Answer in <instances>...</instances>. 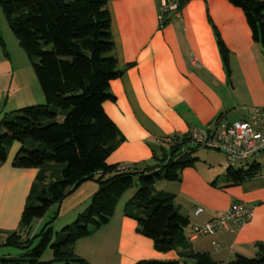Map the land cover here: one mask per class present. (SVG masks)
I'll return each instance as SVG.
<instances>
[{"label":"crops","instance_id":"crops-1","mask_svg":"<svg viewBox=\"0 0 264 264\" xmlns=\"http://www.w3.org/2000/svg\"><path fill=\"white\" fill-rule=\"evenodd\" d=\"M107 8L114 54L124 70L110 83L114 101L103 104L124 137L108 157V165L123 168L149 163L154 154L161 156L168 148V138L213 128L219 120H244L255 108L264 109V50L254 42L242 9L228 0H193L161 28L159 0H111ZM216 32L230 52L227 67ZM17 55L14 62L6 45L0 44V121L17 109L45 102L28 60L19 50ZM20 149L21 144L14 143L0 166L1 233L18 231L39 173L13 166ZM223 175L212 164L198 160L182 171L179 182L162 180L155 188L173 195L174 204L188 218L185 236L193 250L228 264L238 255L254 258L257 244L264 243V175L235 187L211 185ZM97 191L95 181H86L53 206L59 213L53 228L72 223ZM135 192L130 189L121 197L106 226L74 244L75 255L88 264H136L141 260L193 264L175 251L157 252L153 242L137 232L136 221L124 215ZM238 202L253 209L252 219L244 226L196 235V226L225 214ZM199 207L203 212L196 216ZM37 221L34 229L42 226L44 218ZM5 237L0 234V242Z\"/></svg>","mask_w":264,"mask_h":264},{"label":"trees","instance_id":"trees-1","mask_svg":"<svg viewBox=\"0 0 264 264\" xmlns=\"http://www.w3.org/2000/svg\"><path fill=\"white\" fill-rule=\"evenodd\" d=\"M111 0H0L7 23L20 47L30 58L45 102L29 105L0 121V166L10 147L20 143L15 168L38 169L19 223L18 231L5 234L0 247L21 251L12 256L1 251L0 264H88L73 252L74 244L106 226L121 197L137 182L139 187L127 201L124 215L137 223V232L153 242L160 253L175 251L193 264H219L207 253L193 250L185 236L189 220L174 196L157 191L159 181L179 182L184 169L198 159L188 157L200 148L190 146V133L168 138V148L149 163L131 167L108 165V157L124 141L104 111L114 101L110 83L122 76L114 54ZM193 0H176L177 9L163 14L161 28ZM242 9L254 42L264 50V0H228ZM225 66L229 50L216 32ZM0 44L4 41L0 37ZM221 118V117H220ZM219 118V119H220ZM264 175V163L251 162L226 168L211 185L239 186ZM95 181L98 191L88 207L61 231L50 221L35 231L34 222L86 181ZM50 247L53 259L41 261ZM254 258L241 255L228 264H264V243L257 244ZM136 264H186L180 261L141 260Z\"/></svg>","mask_w":264,"mask_h":264},{"label":"built area","instance_id":"built-area-1","mask_svg":"<svg viewBox=\"0 0 264 264\" xmlns=\"http://www.w3.org/2000/svg\"><path fill=\"white\" fill-rule=\"evenodd\" d=\"M176 0H159L160 23L163 14L177 9ZM190 146L214 150L225 157L226 168H236L256 162L264 163V109L255 108L251 116L237 122L219 120L213 128H197L190 132ZM202 208L195 209L200 215ZM253 217V209L245 203H235L225 214L206 224L196 226L197 236H209L218 232L233 231L244 226Z\"/></svg>","mask_w":264,"mask_h":264},{"label":"rangeland","instance_id":"rangeland-1","mask_svg":"<svg viewBox=\"0 0 264 264\" xmlns=\"http://www.w3.org/2000/svg\"><path fill=\"white\" fill-rule=\"evenodd\" d=\"M0 37L3 39L4 44L7 47V50H9L10 53L12 54V59L14 62H16V60L18 59V55H17L18 50L23 55V57L26 60H28L30 68L32 70V76L34 77L35 82L38 83V80L36 78L34 70L32 69V63L30 61V58L27 56V54L24 52V50L20 47L17 38L15 37L13 32L11 31V29L7 23V18L5 16L1 6H0ZM33 105H42V104H33ZM188 157L191 159H198L199 161L201 160V162H203L205 164H208V163L212 164L220 175H223L226 171L225 157L223 156V154H221L217 151L200 148L196 152L190 153L188 155ZM240 167H241L240 164L236 165V168H240ZM136 184L139 185V182H137ZM136 189H137L136 187L135 188L133 187L131 190L137 191ZM56 212H57L56 207L51 208L48 211V213L46 214V216L44 217V222H43L42 226L45 223H47L48 221H50ZM39 224H41V223H39ZM57 227L54 229L55 232L61 231L65 226H61L58 228ZM36 230H38V226L35 229V231ZM1 251H5V253H9L12 256H17L18 254L21 253V251L13 249V248H9V247H0V253H1ZM52 259H53V251L50 247H48L45 250L43 256L41 257V261L49 262ZM51 264H58V263H51Z\"/></svg>","mask_w":264,"mask_h":264}]
</instances>
